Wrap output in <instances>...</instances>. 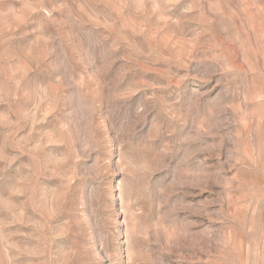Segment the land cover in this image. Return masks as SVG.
<instances>
[{
  "label": "rangeland",
  "instance_id": "obj_1",
  "mask_svg": "<svg viewBox=\"0 0 264 264\" xmlns=\"http://www.w3.org/2000/svg\"><path fill=\"white\" fill-rule=\"evenodd\" d=\"M194 3L200 8L188 11ZM212 58L228 71L205 78L202 62ZM153 92L158 99L146 101ZM93 108L89 127L112 152L102 146L65 171L62 158L69 143L80 150L81 117ZM209 111L217 134L197 142L192 167L219 172L228 187L185 185L170 202L177 223L211 229L213 240L159 259L264 264V0H0V264H112L109 256L128 264L120 197L133 178L117 130L123 123L134 144L158 133L157 146L176 142L154 174L166 183L193 118ZM93 167L103 180L85 175ZM109 214L120 234L106 227L101 246L96 221Z\"/></svg>",
  "mask_w": 264,
  "mask_h": 264
},
{
  "label": "clouds",
  "instance_id": "obj_2",
  "mask_svg": "<svg viewBox=\"0 0 264 264\" xmlns=\"http://www.w3.org/2000/svg\"><path fill=\"white\" fill-rule=\"evenodd\" d=\"M168 7V5H163ZM199 9L200 4L194 3L191 8ZM213 8H217L213 5ZM239 37L237 36V39ZM201 71L205 78L216 74L225 73L228 71L224 67L221 59L212 58L210 61H203ZM158 98L155 92L151 96L145 94V100L148 102H155ZM177 104L179 101L176 102ZM155 104L153 103V107ZM193 111L199 110V105H192ZM151 109L146 103L143 107L137 108V116L143 118ZM171 110V109H170ZM94 113L90 111L88 116L81 117L86 120L88 132L86 135H79L76 139L80 143V150L77 151L69 143L68 151L62 158V163L65 165V171H71L75 168L78 161H87L93 152L98 153V149L102 146L107 150L109 155L112 152V141H107L102 145L100 141L95 138V133L91 127V117ZM214 112L209 111L203 116L193 118V132L186 137L182 142L187 145V150L179 157L178 165L175 169L170 170L168 176L171 179L168 182H161L159 178L154 179V174L167 168L166 160L172 158L174 154L175 141H167L161 143L159 146L155 141L159 139V133L151 136L139 144L132 142L134 133H127L124 131V124L122 123L120 129L117 130L115 140L120 145V158L124 168L133 178L131 186L122 188L121 202L122 211L126 213L127 222V236H128V264H162L159 255L166 252H171L174 249L183 247H195L200 244L202 240L207 237V243L213 240V231L211 229H204L198 233H191L188 231L189 225L179 224L176 221V213L179 211L178 205L170 202V198L183 186L189 185L192 187L206 184L209 181L219 184L222 187H228V181L219 178V172H208L203 166L198 168L192 167V157L196 152L203 149L197 145V142L203 143L206 136L215 135L213 129L217 124L212 123V116ZM179 115L176 119H179ZM71 123V122H70ZM79 123V122H78ZM200 125H203L201 127ZM175 129H170L167 136L171 137ZM231 139L230 136L223 137L221 143L216 147H223V140ZM63 142V141H61ZM231 149L229 150V158L231 160ZM136 155H133V153ZM107 165L108 161H97L99 164ZM87 169L88 166L84 165ZM235 167V165H232ZM264 174V167L260 169ZM86 176H91L97 182L104 179V174L93 167L85 172ZM223 199V197H222ZM203 215H210L207 212H201ZM119 221L115 214H109L105 222H101L99 218L96 221V227L101 230V246L104 245L106 227H112L117 236H119ZM253 228L249 227L248 232H252ZM261 231L264 233V224L261 225ZM218 242V241H217ZM156 245L155 252L151 250V246ZM112 260V264H121L119 257H108Z\"/></svg>",
  "mask_w": 264,
  "mask_h": 264
}]
</instances>
